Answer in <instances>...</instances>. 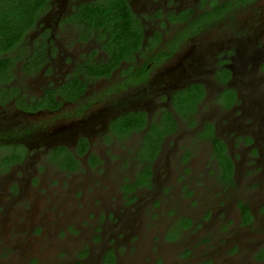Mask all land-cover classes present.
Wrapping results in <instances>:
<instances>
[{
  "label": "flooded vegetation",
  "instance_id": "af4514ba",
  "mask_svg": "<svg viewBox=\"0 0 264 264\" xmlns=\"http://www.w3.org/2000/svg\"><path fill=\"white\" fill-rule=\"evenodd\" d=\"M11 43L0 264H137L147 253L131 237L174 248L185 234L205 251L190 264L216 249L264 264V0H46ZM78 189L95 211L60 199Z\"/></svg>",
  "mask_w": 264,
  "mask_h": 264
},
{
  "label": "rangeland",
  "instance_id": "374dc122",
  "mask_svg": "<svg viewBox=\"0 0 264 264\" xmlns=\"http://www.w3.org/2000/svg\"><path fill=\"white\" fill-rule=\"evenodd\" d=\"M109 174H110V172L102 173L100 175V177L102 178V180H104V179L109 178ZM123 177L125 179H128V177H129L128 172H124L123 173ZM67 188L64 189V190H67ZM68 190H69V188H68ZM111 191H112V196H114L115 195L114 187L112 188ZM80 192H82V190H79V189L73 195L71 194L70 191H68V193H66V194H64L63 192H60L59 196L61 197L60 198L61 200H65V199H62V198H67V199L73 200V204L77 205V207H78V210H77L76 214H80L82 212L85 213L87 211H91V208L93 209V211H95L94 207H98L97 204L99 202V199H95V196L92 195V193H91V189H87V190L83 191L82 195H81ZM90 204L93 205V206H90ZM170 209L172 210V208H170ZM132 210L135 211V208H133ZM178 212L181 213V216H188V217H191L192 214H193V213H190V211H188L184 205H182V206L179 205ZM229 215H230L229 221L233 220V221L236 222V220H237L236 211L235 210H230L229 211ZM175 220L176 219H174V220L167 219V220H165V222L168 223V224L174 225ZM74 221L76 223H73L72 226H75V224L79 223V218L75 216ZM96 222H97V219H96ZM83 224H84V221H83ZM83 224L81 225L80 229H82ZM63 231H64V227H61L59 229L57 235L55 236V238L58 237ZM81 231L83 233L82 236H85L86 234L83 232V230H81ZM125 233H127V232H125ZM87 234H90V230L87 231ZM157 234H159V233L155 232L154 237H156ZM205 236H206V238H209V237L212 236V234H211V232H205V231H204L203 234H198L196 236V239H198L197 243L194 245L195 249H197L199 247L198 245L200 244V237L203 238ZM141 238L142 239H146L147 241L146 240H139V242H138L137 235H135L134 237H131V239H134V241H136V245L139 246V248L144 253H147L146 259L143 258L140 255L141 258L138 260L137 264H154L155 262H160V264H186V263L190 264L189 263L190 260L184 261L182 259L183 255L187 251H192V255L194 256V258H196L197 256L203 257V255L205 254L204 250L201 251L200 254H196L197 250L189 249L190 246L186 247V243L191 239L190 234L183 235L181 243L178 244V245L173 246L175 249L178 250V253H175V249L172 248V247L163 248L162 245L160 247H158V243L152 242V241H148V239H147V237L145 235H142ZM76 239L77 240H76L75 246L78 247V249H80V244L83 243V242L80 239L79 235L76 236ZM149 243H151L152 245H154V243H155V245H156V247L152 249V256H150V254L147 252L148 248H149ZM180 246H182V247L180 248ZM0 249H2V248H0ZM38 251H44V249H42V247H41V248L38 249ZM216 252L219 253V254H224L223 251L220 250V249H216ZM216 252L211 255L212 258L210 259V261L212 262V264H231V262L229 260L224 261L223 258L218 256V254ZM119 253H121V254L124 253V250L122 249V247H119ZM13 254H15V253L13 252ZM247 255H248L247 252H243V255H240V256L243 258V257H245ZM5 256H8V254L5 253ZM59 256H60L59 253H54L52 255H49V253H47L43 257H39V255H38L34 259H36L38 261L37 264H48V259L50 260V264H53L52 262L58 260ZM233 256H236V254H234V255H232L230 257L228 256V257L229 258H234ZM151 257L154 258V259L152 260ZM39 259H40V261H39ZM254 261L255 260L253 259L252 263ZM192 264H193V262H192ZM239 264H242V263H239ZM243 264H250V260L247 257L244 258Z\"/></svg>",
  "mask_w": 264,
  "mask_h": 264
},
{
  "label": "trees",
  "instance_id": "16d2710c",
  "mask_svg": "<svg viewBox=\"0 0 264 264\" xmlns=\"http://www.w3.org/2000/svg\"><path fill=\"white\" fill-rule=\"evenodd\" d=\"M46 0H0V52L8 50L13 43L18 41L26 29V23L31 20L32 14L40 4ZM10 4V6H6ZM88 13L95 14L93 8ZM20 29V31H19ZM17 31V33H16ZM0 58V67L4 64Z\"/></svg>",
  "mask_w": 264,
  "mask_h": 264
}]
</instances>
